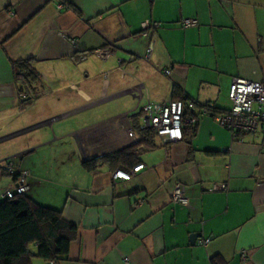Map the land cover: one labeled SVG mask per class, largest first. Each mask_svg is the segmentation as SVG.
I'll use <instances>...</instances> for the list:
<instances>
[{
  "label": "crops",
  "instance_id": "0c3cea01",
  "mask_svg": "<svg viewBox=\"0 0 264 264\" xmlns=\"http://www.w3.org/2000/svg\"><path fill=\"white\" fill-rule=\"evenodd\" d=\"M147 23L159 27L144 62ZM26 60L32 82L13 69ZM234 78L264 85V0H0V199L15 183L10 160L26 195L76 227L58 264H264V136L234 142L201 117L181 142L156 139L130 181L82 166L133 145L147 101L179 93L228 110ZM175 184L188 207L171 203Z\"/></svg>",
  "mask_w": 264,
  "mask_h": 264
},
{
  "label": "built area",
  "instance_id": "2783aa9c",
  "mask_svg": "<svg viewBox=\"0 0 264 264\" xmlns=\"http://www.w3.org/2000/svg\"><path fill=\"white\" fill-rule=\"evenodd\" d=\"M57 9H63L62 5L59 4ZM197 24L196 20L186 19L181 21V28L188 29L197 26ZM158 27L159 24L157 23H147L142 26L144 32L150 34V41L143 57L144 62L150 60L155 41L154 30ZM72 43L76 47V41H72ZM109 54V50L97 52V55L104 59ZM162 75L168 77L170 70H163ZM228 99L230 107L222 112H214V106L210 104L197 108L193 101L188 100L170 99L163 104L147 101L140 110L143 113L145 123L143 129L152 130L162 146H166L183 141L184 127L195 126L201 117H211L221 128L230 133L234 142H242L245 136H264V85L234 78L229 88ZM128 137L134 142L132 132H129ZM3 169L11 176H16L17 180L12 188L4 192L2 198L12 199L16 195H23L28 192L25 181L26 172L20 171L12 161H6L3 164ZM142 169V165H137L128 172L116 171L112 174V180L130 181ZM212 190L224 191L226 186H213ZM171 203L174 206H189V199L185 195L182 185L175 184L173 186ZM210 241L211 238L199 240L198 245L206 247ZM240 256L244 262L249 259V253L246 251H242ZM123 263L129 264V260L124 258ZM48 264L55 263L49 262Z\"/></svg>",
  "mask_w": 264,
  "mask_h": 264
},
{
  "label": "trees",
  "instance_id": "16d2710c",
  "mask_svg": "<svg viewBox=\"0 0 264 264\" xmlns=\"http://www.w3.org/2000/svg\"><path fill=\"white\" fill-rule=\"evenodd\" d=\"M13 69L27 81L37 78L30 60L13 63ZM174 95L185 100L179 93ZM213 111L222 112L215 107ZM140 117H143L141 111L131 119L139 120ZM196 126H186L183 132L188 129L193 135ZM132 129L136 134L133 145L84 162L83 168L95 172L98 167L107 166L114 171L128 172L140 165V155L156 148L157 138L152 130L141 128L139 122ZM13 180L16 182L17 177L14 176ZM26 194L0 199V264H31L34 258L55 264L66 260L70 244L77 236L76 227L62 218L61 211L41 206Z\"/></svg>",
  "mask_w": 264,
  "mask_h": 264
},
{
  "label": "water",
  "instance_id": "95a60500",
  "mask_svg": "<svg viewBox=\"0 0 264 264\" xmlns=\"http://www.w3.org/2000/svg\"><path fill=\"white\" fill-rule=\"evenodd\" d=\"M191 245H194L192 240H191Z\"/></svg>",
  "mask_w": 264,
  "mask_h": 264
}]
</instances>
